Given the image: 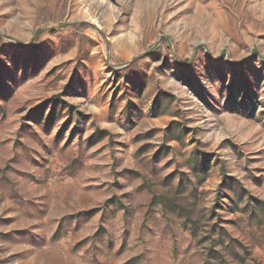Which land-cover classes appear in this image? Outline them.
<instances>
[{"label": "rangeland", "instance_id": "rangeland-1", "mask_svg": "<svg viewBox=\"0 0 264 264\" xmlns=\"http://www.w3.org/2000/svg\"><path fill=\"white\" fill-rule=\"evenodd\" d=\"M0 264H264V0H0Z\"/></svg>", "mask_w": 264, "mask_h": 264}]
</instances>
